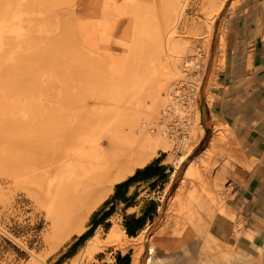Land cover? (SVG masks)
<instances>
[{
	"label": "rangeland",
	"instance_id": "rangeland-1",
	"mask_svg": "<svg viewBox=\"0 0 264 264\" xmlns=\"http://www.w3.org/2000/svg\"><path fill=\"white\" fill-rule=\"evenodd\" d=\"M233 3L0 0V264H112L120 252L134 264H234L210 226L222 203L211 173L235 145L207 106ZM144 127L154 139H175L136 165L160 159L164 175L133 184L129 206L114 201L116 184L135 170L92 206L81 187L93 167L112 140L129 164L147 153L126 138H141ZM195 131L180 163L181 141ZM219 132L221 145L205 160ZM152 202L157 211L136 237L119 234L126 216Z\"/></svg>",
	"mask_w": 264,
	"mask_h": 264
},
{
	"label": "crops",
	"instance_id": "crops-1",
	"mask_svg": "<svg viewBox=\"0 0 264 264\" xmlns=\"http://www.w3.org/2000/svg\"><path fill=\"white\" fill-rule=\"evenodd\" d=\"M231 1L207 106L235 147L211 173L222 203L210 231L234 264H264V0Z\"/></svg>",
	"mask_w": 264,
	"mask_h": 264
},
{
	"label": "bare ground",
	"instance_id": "bare-ground-1",
	"mask_svg": "<svg viewBox=\"0 0 264 264\" xmlns=\"http://www.w3.org/2000/svg\"><path fill=\"white\" fill-rule=\"evenodd\" d=\"M219 125L222 126L220 123H219ZM199 128L201 129V133L203 134V129L200 125H199ZM197 132L195 131L192 136L181 141L180 148L182 149V155L179 159L180 163H182L186 159V157L193 150L194 146H196V144L198 142ZM225 133L228 134L227 131H225ZM140 135H141V138H139L138 135H136L135 133L130 132V134L127 135L128 137H126V138H128V140L130 137L129 141L130 142L132 141V143H134V145L139 144L138 145L139 149H142V150L145 149L144 152L147 151V153H145V154L139 153V155L137 154L138 156L135 155V157H138V159L136 158L135 162L130 163V164L128 162H130L131 160L126 162L127 159L125 160L124 154H127V153L124 152L123 147H121L120 144H118L115 140L114 141L112 140L113 149L111 148L112 150L110 149L109 152H107L106 154H103L104 157L101 159V161L96 163L97 165H95L93 167L94 172H93V174H91L92 176L90 177V175H89V179L88 180L86 179V181H84V183H83V187H81L82 189H84L87 192L86 194L89 195V201L91 202L92 206H96L103 199H105L111 192L114 191L115 182H120L123 179H125L129 174L130 175L133 174L136 170V165L142 166V165L146 164V162H148V160H150V158L153 157V155H156V152L160 147H162V146L165 148L168 146L170 147V141L175 142L174 137H171L170 135H167L164 132H162V134L159 135V136H162L163 139H161V140L154 139L151 137L150 132L145 127L142 129ZM223 135H224L223 132H221V133L219 132L215 137L212 138V140L210 141V145L207 148V151H206L205 156H204L205 160L209 159L208 157L211 155V152L216 151L219 148V146L221 145V142H222V138L224 137ZM127 142H125V143H127ZM129 147H132V146H129ZM132 150H134V148ZM129 153H131V152H129ZM131 155H133V154H131ZM129 157L131 158V156H129ZM127 158H128V156H127ZM92 164H93V162H92ZM78 232H80V231H78ZM117 232L115 233V235L116 234L118 235ZM122 233L125 237H130L127 234L125 229L119 230V234L122 235ZM115 235H113L112 242L117 239V235L116 236ZM118 243L121 246H124V243L121 240H118ZM149 251H150V253L153 251L152 247H149ZM222 252H223V250L218 251L216 253H217V255L219 253V255L221 257ZM223 256H224V252H223ZM151 258L148 259L149 260L148 264H151ZM132 264H134V262Z\"/></svg>",
	"mask_w": 264,
	"mask_h": 264
},
{
	"label": "trees",
	"instance_id": "trees-1",
	"mask_svg": "<svg viewBox=\"0 0 264 264\" xmlns=\"http://www.w3.org/2000/svg\"><path fill=\"white\" fill-rule=\"evenodd\" d=\"M203 143L204 141H202L201 145H203ZM159 164H160V159H156V161L146 165L145 167L138 168L136 172L132 176H130L127 180L116 184L113 200L114 201L121 200L128 204L131 199L130 196H128V193L130 187L133 184L142 181H149L151 179L164 175L165 172L164 168ZM152 206L153 207L150 210L149 209L146 210L139 217H137L136 215L126 216L125 227L127 234L130 237H136L138 235V232L145 227L147 220L149 218L152 219L153 214L156 213L157 211V205L155 202H152ZM113 212H114V207H111L108 211H105L101 215L100 219L94 220L92 228L79 238V240L75 244V247L81 245L100 224H102L108 217H110L113 214ZM131 263H132L131 253H128L126 255H122L121 253H118L116 256V262L114 264H131Z\"/></svg>",
	"mask_w": 264,
	"mask_h": 264
}]
</instances>
